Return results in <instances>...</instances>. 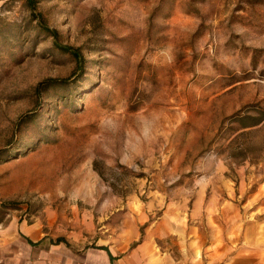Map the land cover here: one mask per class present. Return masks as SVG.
Instances as JSON below:
<instances>
[{
  "label": "rangeland",
  "instance_id": "1",
  "mask_svg": "<svg viewBox=\"0 0 264 264\" xmlns=\"http://www.w3.org/2000/svg\"><path fill=\"white\" fill-rule=\"evenodd\" d=\"M34 2L0 0V215L264 245V0Z\"/></svg>",
  "mask_w": 264,
  "mask_h": 264
},
{
  "label": "crops",
  "instance_id": "2",
  "mask_svg": "<svg viewBox=\"0 0 264 264\" xmlns=\"http://www.w3.org/2000/svg\"><path fill=\"white\" fill-rule=\"evenodd\" d=\"M71 209L68 213L65 207H46L30 217L0 215V264H185L175 257V246L185 248V258L192 259L188 264H264V245L253 241L252 226L248 246L239 243L227 252L208 236L197 259L190 246L195 243L193 233L191 238L186 233L183 242L173 237L166 246L163 240L170 234L157 226L144 233L127 231L125 225L112 230L97 226L88 212Z\"/></svg>",
  "mask_w": 264,
  "mask_h": 264
},
{
  "label": "trees",
  "instance_id": "3",
  "mask_svg": "<svg viewBox=\"0 0 264 264\" xmlns=\"http://www.w3.org/2000/svg\"><path fill=\"white\" fill-rule=\"evenodd\" d=\"M27 4L34 6V0H26ZM35 16V15H34ZM36 17V16H35ZM40 26L41 28L47 32L49 35H52V37H57V32L55 30L50 29L48 26L44 25L43 23L40 22ZM55 47L60 49L63 52H68L69 50L65 47H61L60 45L56 44V42H54ZM75 55L74 57L79 61L80 56H77V54H73ZM66 81H55V80H51V81H45L40 83L37 87H36V91H39L41 88L43 87H48V86H52V85H65ZM253 119H252V123L248 124V125H243L241 126V128H247V127H257L259 126V128H257V130H253V133L256 131H259L260 128L263 127L262 122L264 121V109L260 106V104H257L254 109H253ZM28 119H31V117H27ZM259 129V130H258ZM18 153V151L16 152ZM241 155V157H245V152L243 150V152L241 153V150L239 152ZM4 156V157H3ZM11 157L10 151H5V150H0V164L7 162Z\"/></svg>",
  "mask_w": 264,
  "mask_h": 264
}]
</instances>
